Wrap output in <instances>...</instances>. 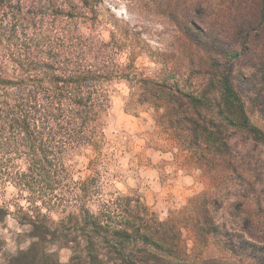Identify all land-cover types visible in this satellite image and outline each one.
<instances>
[{
  "label": "trees",
  "instance_id": "16d2710c",
  "mask_svg": "<svg viewBox=\"0 0 264 264\" xmlns=\"http://www.w3.org/2000/svg\"><path fill=\"white\" fill-rule=\"evenodd\" d=\"M90 1L0 0V221L28 241L0 264H264V0L162 6L182 49L155 72L154 20ZM122 82L206 179L165 220L103 173Z\"/></svg>",
  "mask_w": 264,
  "mask_h": 264
},
{
  "label": "rangeland",
  "instance_id": "374dc122",
  "mask_svg": "<svg viewBox=\"0 0 264 264\" xmlns=\"http://www.w3.org/2000/svg\"><path fill=\"white\" fill-rule=\"evenodd\" d=\"M174 2L175 0H91L87 6H100L105 15L111 12L134 20L139 19V16L154 20L148 22L144 19L156 34L151 39V51L146 58H139L138 64L149 66L155 72L161 68L157 57L159 52H164L163 57L166 59H174L177 57L176 48L182 49L172 26L170 23L166 24L169 21L166 19L165 27L160 25L164 21L159 13L162 12V6H173L176 4ZM108 8L109 12L106 10ZM164 73L171 80L178 77V72L170 68ZM129 95L130 88L126 82L117 85L107 125L110 151H114V155L111 164L104 167L103 173L108 176L105 179L110 190L140 198L155 217L165 220L200 194L205 189L206 179L200 176V171L192 166V162H187L178 148L169 143L161 128L154 124L152 109L144 106L137 107L135 112L125 109ZM15 197L13 188H8L4 198L11 203V211L15 208ZM53 217L57 219L56 215ZM22 229L23 226L10 215L0 221V263L8 260L18 250L26 248L28 241L22 234ZM60 259L65 262L66 254L62 253Z\"/></svg>",
  "mask_w": 264,
  "mask_h": 264
}]
</instances>
